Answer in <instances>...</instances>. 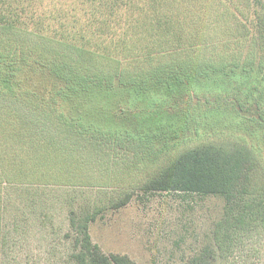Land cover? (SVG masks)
Instances as JSON below:
<instances>
[{
	"label": "rangeland",
	"instance_id": "obj_1",
	"mask_svg": "<svg viewBox=\"0 0 264 264\" xmlns=\"http://www.w3.org/2000/svg\"><path fill=\"white\" fill-rule=\"evenodd\" d=\"M3 6L6 16L14 14L13 26L25 33L42 32L43 27L36 24L39 14L55 6L62 13H75L82 23L88 18L82 16L83 7L76 8L71 0H16L11 5L16 9L10 11L8 1ZM250 6L258 14L252 16L256 31L253 29L251 38L236 32L230 16L215 14L213 9L210 13L214 35L208 49L219 51L218 59L223 62L236 59L232 65L244 63L248 54L260 51L264 2ZM138 14H128L133 15L130 22ZM155 22L156 26L150 16L141 13L135 29L124 37L121 52L106 51L102 53L105 59L95 53L100 43L89 45L95 63L89 73L96 81L88 99L95 108L90 123L80 114L88 129L81 141L70 134L60 135L61 124L46 123L34 110L28 112L8 104L6 98L0 100V264H74L70 211L78 215L96 212L89 224L93 244L106 255H126L134 264H187L205 247L213 250L212 264H264V196L257 199L259 205L252 197L240 200L234 205V214H245V223L217 231L216 224L227 208L224 197L143 189L146 179L156 177L189 149L207 141L228 145L237 140L233 126L223 135L185 141L177 147L169 143L170 131L177 125L174 113L185 107L187 89L199 83V78L196 74L188 77L189 53L177 47L165 23ZM125 24L126 18L114 33H121ZM110 37L108 32L105 38ZM47 45L53 54L63 51L58 44ZM69 55L76 58L74 53ZM28 81L38 82L43 89L49 83L40 76ZM153 84L158 88L153 90ZM141 90L147 94L142 95ZM170 102L177 108H170ZM199 102L200 108L205 107ZM108 107L119 113L109 114ZM9 113L26 126H8ZM23 130L27 140L12 137ZM175 137L183 139L178 131ZM9 152L13 155L6 159ZM125 195L130 196L129 202L119 206Z\"/></svg>",
	"mask_w": 264,
	"mask_h": 264
},
{
	"label": "trees",
	"instance_id": "obj_2",
	"mask_svg": "<svg viewBox=\"0 0 264 264\" xmlns=\"http://www.w3.org/2000/svg\"><path fill=\"white\" fill-rule=\"evenodd\" d=\"M1 1L0 100L6 98L8 104H17L28 112L32 109L48 124H61L58 133L62 136L70 134L77 141L88 134L87 127L81 122L86 117L83 121L90 123L95 108L89 105L91 100L88 99L96 81L94 74L89 73L95 64L92 58L94 53L89 45L96 41L100 43L101 48L95 53L105 59L102 53L106 51L121 52L124 37L132 28L135 29L133 25L138 23L141 13L150 16L155 26V20L165 23L172 39L176 40L177 47L184 48L189 53L191 68H188V77L196 74L199 78V83L195 82L187 89L189 96L185 95V107L183 105L177 108L175 104H169L170 108L178 109L174 113L176 130L170 131L172 137L169 143L172 147H177L185 141L223 135L233 126L237 131V137H234L237 140L232 144L229 141L228 145L207 141L189 149L172 160L169 167L156 177L146 179L143 189L219 195L224 197L227 208L222 221L216 224V230L224 227L225 230H233L237 224L245 223L246 215L234 214V205L251 197L257 203L258 198L264 196V42L258 53L245 57L248 60L244 63L242 60L240 64L232 65L236 59L223 62L218 59L219 51L208 49L209 40L214 35L211 31L214 18L210 13L213 9L215 14L230 16V25H235L236 32H242L243 36L251 38L255 30L252 16L258 14L250 4L255 1L263 4L264 0H71L76 8L83 7L82 16L88 17L87 20L82 23L75 13L65 10L62 13L55 6L52 10L39 14L36 24L43 27L40 33L18 31L11 22L15 21L14 14L6 16V9H3L4 3L8 1L10 11L16 0ZM135 12L139 13L138 18L135 22H130L133 15H127ZM124 18L127 27L125 24L122 32H117L119 35H116L114 28L121 27ZM108 32L111 35L109 40L105 38ZM48 43L63 46V51L58 55L51 53ZM69 53H74L76 58H72ZM98 74L101 75L102 72L97 71ZM178 74H183V70L178 69ZM36 76L47 78L48 86L43 89L38 87V82L28 81ZM101 76L103 79L106 77ZM210 84L215 85L214 89L207 86ZM152 88L154 90L158 86L153 84ZM141 94L147 92L141 90ZM197 102L205 107L200 108ZM94 105H98L97 102ZM106 111L113 116L119 113V110L109 107ZM9 115L11 121H8V126L12 123L26 126L16 114ZM177 131L182 134L183 139L175 137ZM25 132L26 130L16 132L12 137L27 140ZM2 133L0 130V134ZM9 154L6 159L12 157L13 152ZM129 200L130 196L125 195L119 206L127 204ZM259 204L260 201L257 205ZM95 215L96 212L89 211L80 215L74 211L69 212V233L73 234L70 255L72 262L134 264L126 255H106L93 244L89 224L94 221ZM213 260V250L205 247L187 264H212Z\"/></svg>",
	"mask_w": 264,
	"mask_h": 264
}]
</instances>
